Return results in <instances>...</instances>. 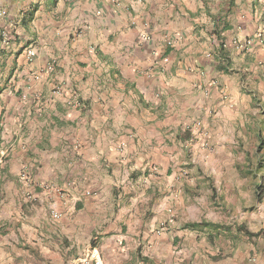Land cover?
I'll return each mask as SVG.
<instances>
[{"label":"crops","instance_id":"obj_1","mask_svg":"<svg viewBox=\"0 0 264 264\" xmlns=\"http://www.w3.org/2000/svg\"><path fill=\"white\" fill-rule=\"evenodd\" d=\"M0 5V264H67L89 245L104 264H264L259 242L220 250L184 228L170 176L220 157L224 130H259L264 0Z\"/></svg>","mask_w":264,"mask_h":264},{"label":"rangeland","instance_id":"obj_2","mask_svg":"<svg viewBox=\"0 0 264 264\" xmlns=\"http://www.w3.org/2000/svg\"><path fill=\"white\" fill-rule=\"evenodd\" d=\"M264 106V103H262ZM264 108V107H263ZM252 110V111H251ZM247 113V123L256 126V132L235 133L225 130L220 134L224 137L220 140V145L224 143V149L219 150L220 157L213 152L214 159H199L198 157L184 160L177 165L175 171L170 172V176H182V188L187 195L183 197V205L179 212L174 214L185 222H199L207 220L226 224H244L251 232L259 233L256 239L258 245L262 246L264 253V110L260 113L251 109ZM253 127V128H254ZM229 139L235 143H228ZM187 151V154L199 152ZM207 162H204V161ZM260 163V164H259ZM238 164L242 170L254 169L257 164L261 165L259 171L254 175L243 177L236 169ZM169 175V171L167 173ZM194 176H203L199 179L197 187V199L191 198L190 179ZM205 176H210L209 179ZM213 176V177H212ZM192 184V185H191ZM196 184V181H195ZM263 186L262 195L259 201L255 199V185ZM224 236L216 241V246L221 250L229 243ZM231 245V243H230ZM15 264H18L15 262Z\"/></svg>","mask_w":264,"mask_h":264},{"label":"trees","instance_id":"obj_3","mask_svg":"<svg viewBox=\"0 0 264 264\" xmlns=\"http://www.w3.org/2000/svg\"><path fill=\"white\" fill-rule=\"evenodd\" d=\"M29 12L25 14V16H29ZM25 17V18H26ZM31 16L27 19L22 18L21 23L26 25L29 21ZM260 164V163H259ZM257 164L254 169L247 168L246 170H242V168L236 164V169L238 173L242 174L243 177L248 175L256 176V173L260 170L259 167L261 165ZM263 186L260 184L255 185L254 195L256 201H259L262 195ZM184 228H188L190 230H195L198 232L204 233L205 237L213 243L220 235L224 236L227 239L231 246L236 245L244 240L246 237L247 240L252 242H257L256 239L259 237V233H254L249 231L244 224H226V223H219V222H212L207 220H201L199 222H188L184 225Z\"/></svg>","mask_w":264,"mask_h":264},{"label":"built area","instance_id":"obj_4","mask_svg":"<svg viewBox=\"0 0 264 264\" xmlns=\"http://www.w3.org/2000/svg\"><path fill=\"white\" fill-rule=\"evenodd\" d=\"M114 1V0H110ZM7 16V11L4 7L0 5V19H4ZM8 26L10 28L14 27V22L9 21ZM260 37V34H257ZM8 40V32L6 30H0V42H6ZM246 45L250 43L249 40L245 41ZM26 54L29 59L35 56V50L29 48L26 50ZM6 152L0 154V159L5 156ZM57 216L56 213H54ZM67 264H104L100 252L94 245H89L84 248L78 255L69 260Z\"/></svg>","mask_w":264,"mask_h":264}]
</instances>
